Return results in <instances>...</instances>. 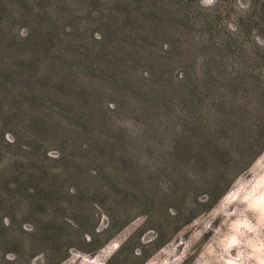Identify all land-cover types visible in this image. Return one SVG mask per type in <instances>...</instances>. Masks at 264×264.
<instances>
[{"label":"rangeland","instance_id":"rangeland-1","mask_svg":"<svg viewBox=\"0 0 264 264\" xmlns=\"http://www.w3.org/2000/svg\"><path fill=\"white\" fill-rule=\"evenodd\" d=\"M32 4L0 0V264H264V0Z\"/></svg>","mask_w":264,"mask_h":264},{"label":"trees","instance_id":"trees-1","mask_svg":"<svg viewBox=\"0 0 264 264\" xmlns=\"http://www.w3.org/2000/svg\"><path fill=\"white\" fill-rule=\"evenodd\" d=\"M2 2H4L5 4H6V8H7V11L6 12H8L9 14H11L10 16L12 17V16H14V13L17 11V8H19V9H21V10H23V13H20V14H18V15H20V17L22 18L23 17V19L25 20V22H31L32 21V18L35 16V15H37L38 13H40V11L38 10V11H36V14H35V12H33L34 11V9L32 8V6L31 5H33L32 4V2H33V0H18V4H16V6H15V4H14V2H15V0H1ZM115 3H120L122 0H113ZM17 5H20L21 7H18ZM31 6V7H30ZM42 12H44V9L42 10ZM1 20V22L3 21L2 20V18L0 19ZM8 19H6V20H4L2 23H8ZM16 21H17V19H16ZM14 22H15V20H14ZM10 23H12V22H10ZM0 26H1V23H0ZM2 27H4V26H1V29H2ZM12 29V28H11ZM42 35H47V36H45V39H48V40H50L49 38H53L54 37V34H50V30H47V31H45V32H42L41 33ZM0 202H3V198L0 196ZM210 207V206H209ZM142 215H144V222H143V226L142 227H139L138 229H136L126 240H125V242L121 245V246H119V248H118V251H121L122 250V248L124 247V246H127V245H129V244H132L133 242H134V244H133V248L131 249V252H130V254L131 255H134V257L135 258H139V255H141V251H140V249H139V247L140 246H138L139 244H140V242H139V240H140V238L143 236V234H144V232L146 231V229H147V220H148V216H147V214L146 213H143ZM122 227H123V225H121V226H119L118 228H116L115 230H114V232H113V234L114 233H117L118 231H120L121 229H122ZM129 231H128V229H124L123 231H121L119 234H117L115 237H114V239H116V240H112L111 241V247L113 246V247H118V245L121 243V241L125 238V236L127 235V233H128ZM93 236H94V233H88V234H84V236H82L83 238V241H85V240H88V241H90L92 238H93ZM111 238V237H110ZM110 238H108V239H110ZM157 238V237H156ZM154 239V240H152L151 242H149L150 244H155V249H158V248H160L162 245H164V243L166 242V241H159V239ZM107 239V240H108ZM106 242H103L101 245H99L97 248H95V249H93V250H91V251H89V252H87L88 254H89V256H91V255H94L95 253H96V251L98 250V249H100L104 244H105Z\"/></svg>","mask_w":264,"mask_h":264}]
</instances>
